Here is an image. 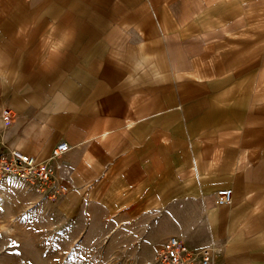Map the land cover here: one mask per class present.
Wrapping results in <instances>:
<instances>
[{
    "label": "crops",
    "instance_id": "1",
    "mask_svg": "<svg viewBox=\"0 0 264 264\" xmlns=\"http://www.w3.org/2000/svg\"><path fill=\"white\" fill-rule=\"evenodd\" d=\"M248 10L264 0H0V147L61 164L67 211H173L216 264H264V75L214 52Z\"/></svg>",
    "mask_w": 264,
    "mask_h": 264
},
{
    "label": "rangeland",
    "instance_id": "2",
    "mask_svg": "<svg viewBox=\"0 0 264 264\" xmlns=\"http://www.w3.org/2000/svg\"><path fill=\"white\" fill-rule=\"evenodd\" d=\"M214 5V13L222 8ZM195 11L201 40L207 31L200 20L204 9ZM244 13L247 18L236 29L224 26L214 52L223 56L241 45L245 61L252 59V73L264 75V12L258 18H249L254 14L250 10ZM186 30L184 26L185 40ZM66 194L53 197L49 188L15 177L0 181V264H157L162 243L176 236L173 211L155 208L136 215L124 209L105 211L94 203L88 210L67 211Z\"/></svg>",
    "mask_w": 264,
    "mask_h": 264
},
{
    "label": "built area",
    "instance_id": "3",
    "mask_svg": "<svg viewBox=\"0 0 264 264\" xmlns=\"http://www.w3.org/2000/svg\"><path fill=\"white\" fill-rule=\"evenodd\" d=\"M3 119L10 120L8 109L3 110ZM68 149L67 143L57 145L52 151V159L58 158ZM63 166L52 161L39 160L36 156L23 153L14 148L0 147V181L6 177H15L29 185L47 187L53 197L66 194L70 186L61 175ZM231 188H220L215 193L214 202L218 206L231 204ZM217 246L214 243L195 249L177 236L167 238L156 253L157 264H216Z\"/></svg>",
    "mask_w": 264,
    "mask_h": 264
}]
</instances>
